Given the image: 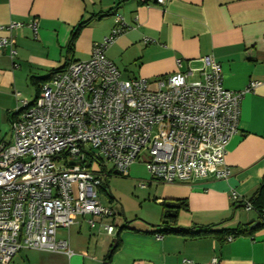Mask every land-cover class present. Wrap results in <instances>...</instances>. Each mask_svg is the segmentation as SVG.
Instances as JSON below:
<instances>
[{
	"label": "crops",
	"instance_id": "obj_1",
	"mask_svg": "<svg viewBox=\"0 0 264 264\" xmlns=\"http://www.w3.org/2000/svg\"><path fill=\"white\" fill-rule=\"evenodd\" d=\"M115 15L123 29L105 56L123 79L143 78L154 88L157 79L199 68L200 59L209 56L221 67L225 89L236 92L258 83L244 94L238 132L225 147L231 175L172 185L149 180L160 207L154 210L153 223L160 224L165 214L175 226L191 230L186 234L118 223L113 212V218L104 220L115 228L111 237L98 224L90 228L89 217L76 215L74 225L55 234L56 240L67 242L70 256L21 250L9 264H207L213 258L217 264H264V229L258 213L244 208L264 181V0H167L163 5L154 0H0L1 27L32 20L37 24L35 36L26 26L10 34L13 59L0 52V143L11 140L10 125L20 100L32 103L40 81L72 61L88 60L92 46L116 27ZM7 35L0 31V36ZM232 192L237 201L231 200ZM167 202L176 209L175 216L165 213ZM244 226L251 232L221 240L214 234Z\"/></svg>",
	"mask_w": 264,
	"mask_h": 264
},
{
	"label": "built area",
	"instance_id": "obj_2",
	"mask_svg": "<svg viewBox=\"0 0 264 264\" xmlns=\"http://www.w3.org/2000/svg\"><path fill=\"white\" fill-rule=\"evenodd\" d=\"M114 21L116 27L92 46L88 60L54 73L32 103L20 100L14 111L11 140L0 143V264H9L21 250L70 256L67 242L55 234L74 225L76 215L114 236L113 224L104 222L114 213L97 198L106 174L102 165L97 172L93 167L103 160L125 176L141 163L151 181L165 185L231 175L225 147L238 132L244 94L258 83L225 89L221 67L209 56L200 59L199 68L157 79L154 88L143 78L123 79L105 56L123 29L120 16ZM23 26L36 35L35 20L0 26L8 34L0 36V52L11 59L16 50L10 34ZM230 198L239 196L232 192ZM244 208L252 210L249 202ZM258 216L264 229V211Z\"/></svg>",
	"mask_w": 264,
	"mask_h": 264
},
{
	"label": "rangeland",
	"instance_id": "obj_3",
	"mask_svg": "<svg viewBox=\"0 0 264 264\" xmlns=\"http://www.w3.org/2000/svg\"><path fill=\"white\" fill-rule=\"evenodd\" d=\"M101 165L106 176L97 189V198L117 214L116 221L118 223L131 221L133 225L157 224L153 223V220H156L154 210L155 208L159 210L160 207L155 204L153 187L148 185L150 176L145 165L134 163L126 176L115 174L112 164L104 160L99 165L96 163L93 170L97 172Z\"/></svg>",
	"mask_w": 264,
	"mask_h": 264
},
{
	"label": "trees",
	"instance_id": "obj_4",
	"mask_svg": "<svg viewBox=\"0 0 264 264\" xmlns=\"http://www.w3.org/2000/svg\"><path fill=\"white\" fill-rule=\"evenodd\" d=\"M84 25V23H81L79 24L75 30L73 31V34H72V37H71V40H70V45H72V42L74 41L77 33H78V30ZM70 48V47H69ZM61 69H59L58 71L56 72H59ZM54 72V73H56ZM52 73V74H54ZM47 79L43 80V81H40V84L37 83L36 81H33V84L34 85H37L39 87V90H40V87L41 85L46 82ZM252 207V209L257 212L258 214H260L262 211H264V181L262 182L259 190L255 193V195L251 198V200L248 201ZM167 220V221H166ZM259 220H260V224H259V227H262V220L260 219L259 217ZM155 229H158V231L161 233V234H186L188 233L189 231H191L190 229H185V228H180V227H177L175 226L174 224V221L173 220H168L167 216L164 214L163 215V221L160 222V224L158 225H155L153 226ZM249 226H244V227H238L236 228L235 230H225V231H220V232H216L214 233L216 237H218L220 240L223 239L224 237L226 236H230V237H237L241 234H246V233H250L251 231H249ZM123 229L120 228L118 230V233ZM204 233H207L208 232V229L202 231ZM118 233L116 235H118ZM200 233V232H198ZM117 239V237L115 238ZM116 243H117V240H116ZM115 250V248H113L111 250V252H109L108 256L106 257V260L109 259V256L110 254Z\"/></svg>",
	"mask_w": 264,
	"mask_h": 264
},
{
	"label": "water",
	"instance_id": "obj_5",
	"mask_svg": "<svg viewBox=\"0 0 264 264\" xmlns=\"http://www.w3.org/2000/svg\"><path fill=\"white\" fill-rule=\"evenodd\" d=\"M115 174H118L117 172L114 171ZM165 206V213L168 215V216H175L176 214V209L174 208L173 205H171L170 203H165L164 204ZM259 223V221H258ZM255 225H257V222L254 223L253 225H251V227H255ZM115 245V240H113V246Z\"/></svg>",
	"mask_w": 264,
	"mask_h": 264
}]
</instances>
